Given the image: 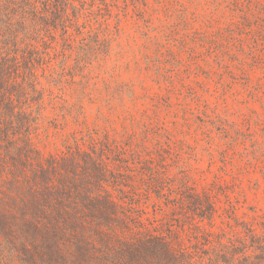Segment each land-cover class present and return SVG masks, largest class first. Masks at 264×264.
Listing matches in <instances>:
<instances>
[{
  "label": "rangeland",
  "instance_id": "374dc122",
  "mask_svg": "<svg viewBox=\"0 0 264 264\" xmlns=\"http://www.w3.org/2000/svg\"><path fill=\"white\" fill-rule=\"evenodd\" d=\"M109 1L110 16L93 9L88 43L73 29L70 49L55 33L34 147L48 158L78 139L88 151L94 135L115 198L122 188L150 205L185 182L211 195L205 229L263 234L264 0ZM10 252L0 237V264H18Z\"/></svg>",
  "mask_w": 264,
  "mask_h": 264
},
{
  "label": "trees",
  "instance_id": "16d2710c",
  "mask_svg": "<svg viewBox=\"0 0 264 264\" xmlns=\"http://www.w3.org/2000/svg\"><path fill=\"white\" fill-rule=\"evenodd\" d=\"M95 7L111 15L109 0H0V237L11 263L260 264L264 232L245 228L238 240L203 227L208 220L213 228L217 212L207 190L180 182L166 200L141 205L122 188H114L118 198L108 190L107 175L115 174L94 135L84 140L88 151L78 139L77 151L67 147L59 156L34 147L45 106L41 78L58 57L50 54L55 33L69 44L76 29L88 43L94 38L83 29L95 21ZM176 213L192 214L188 229Z\"/></svg>",
  "mask_w": 264,
  "mask_h": 264
}]
</instances>
